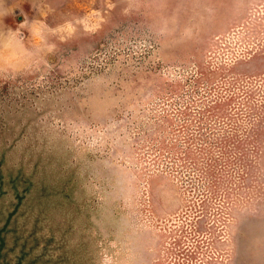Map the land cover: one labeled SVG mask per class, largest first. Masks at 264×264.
<instances>
[{"label":"rangeland","instance_id":"1","mask_svg":"<svg viewBox=\"0 0 264 264\" xmlns=\"http://www.w3.org/2000/svg\"><path fill=\"white\" fill-rule=\"evenodd\" d=\"M0 264H264V0H0Z\"/></svg>","mask_w":264,"mask_h":264},{"label":"clouds","instance_id":"2","mask_svg":"<svg viewBox=\"0 0 264 264\" xmlns=\"http://www.w3.org/2000/svg\"><path fill=\"white\" fill-rule=\"evenodd\" d=\"M37 35H39V30H37Z\"/></svg>","mask_w":264,"mask_h":264}]
</instances>
